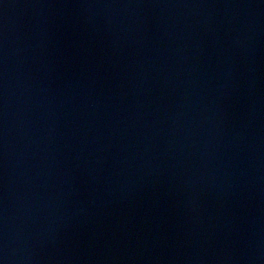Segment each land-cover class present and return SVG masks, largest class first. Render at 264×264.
<instances>
[{
  "label": "water",
  "instance_id": "water-1",
  "mask_svg": "<svg viewBox=\"0 0 264 264\" xmlns=\"http://www.w3.org/2000/svg\"><path fill=\"white\" fill-rule=\"evenodd\" d=\"M0 264H264V0H0Z\"/></svg>",
  "mask_w": 264,
  "mask_h": 264
}]
</instances>
